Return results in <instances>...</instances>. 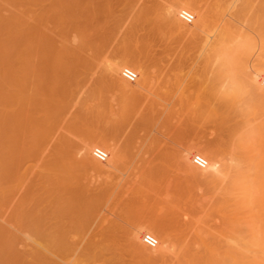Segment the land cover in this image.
Wrapping results in <instances>:
<instances>
[{
  "label": "rangeland",
  "instance_id": "obj_1",
  "mask_svg": "<svg viewBox=\"0 0 264 264\" xmlns=\"http://www.w3.org/2000/svg\"><path fill=\"white\" fill-rule=\"evenodd\" d=\"M175 3L190 4L192 24L172 14ZM238 7L239 0H0V127L10 112L12 134L36 152L20 177L8 180L0 167V225L12 237L0 240V264H177L180 252V264H264V160L256 163L264 103L229 94L228 78L214 82L218 57L210 46L216 25L227 21L248 33L237 46L253 36L249 42H259L250 43L248 68L264 61V31L254 22L264 21V0L242 14ZM199 12L210 18L203 31L176 27L178 19L193 28ZM123 60L149 72L145 94L120 86L133 84L122 72L112 79L108 68ZM237 63L226 75L238 72ZM181 95L185 106L173 118L152 111ZM89 137L107 145L95 147L108 162L94 157L95 147L87 153ZM240 138L256 144L252 156ZM185 145L198 147L187 164L178 158ZM118 149V169L101 173L97 163L108 169ZM60 162L75 163V183L50 189L45 170ZM143 170L151 172L153 191L148 179L144 187L153 198L142 202L135 181ZM68 204L76 215L62 213ZM143 222L170 245H145L143 234L158 237L151 230L133 243Z\"/></svg>",
  "mask_w": 264,
  "mask_h": 264
},
{
  "label": "bare ground",
  "instance_id": "obj_2",
  "mask_svg": "<svg viewBox=\"0 0 264 264\" xmlns=\"http://www.w3.org/2000/svg\"><path fill=\"white\" fill-rule=\"evenodd\" d=\"M257 0H239V11L242 12L243 11H246L248 9H251L254 7V3L256 2ZM263 1V0H262ZM259 3H260V0H259ZM258 4V3H257ZM256 4V5H257ZM262 4V3H261ZM182 9L179 11V9ZM188 8H191L190 4H186V3H182V4H178L176 5V3L174 4V6H172V8L170 9V11L172 12V14L174 16H177V14L181 15L185 12L187 13H191L193 16H194V20H195V14L191 11L188 10ZM257 11V9H254ZM261 11V9H260ZM179 12V13H178ZM238 12V11H237ZM255 12V11H254ZM258 12V11H257ZM262 13V12H261ZM236 14V13H235ZM238 14V13H237ZM254 15V14H253ZM209 16L207 15L206 12H199L197 13V19L194 23V27L191 28H186L185 26H183L182 24H180V22L178 21V19H175V25L178 29L182 30L184 29V32L185 34L191 32L192 34H197L200 32V30L203 31L204 27H206L208 21L210 18H208ZM262 17V16H261ZM182 18V17H181ZM241 18H244L241 17ZM252 19V18H251ZM256 19V17H255ZM183 20V19H182ZM193 20V22H194ZM238 20V19H237ZM241 20V19H239ZM244 20V19H243ZM248 21V20H247ZM192 22V23H193ZM232 22V21H231ZM239 22V21H237ZM257 25L256 26V29L258 28H261V30L263 29L264 31V21L262 19H257L256 21H254ZM186 23V22H185ZM234 23V22H233ZM188 24V23H187ZM240 24V23H239ZM241 25V24H240ZM211 26V24H210ZM258 26V27H257ZM245 27V26H244ZM238 28V26H237ZM236 26H234L232 23L230 22H227L225 21L224 23L223 22H219L217 25H216V34H214L215 36L213 37V41L212 43L210 44L211 46V49L214 51V53L216 54L215 56L218 57V66H217V72H216V76L214 77V82L216 84H225L224 82L226 81L227 82V78L230 80V84L232 85L231 87L229 85H225V88H226V91H229L228 93L233 95L234 97H250V98H257L258 100L261 99V102L264 103V90L261 89V86L259 84V79L261 77L264 76V61H262V59L260 61H258L257 57H256V60L258 61V64H256L255 66H251L252 68H248V66L246 65V59L249 57L248 54L250 53H253L250 51L251 49V44L252 42H249L251 41L252 39H254V36L252 37V39H250L249 41H245V40H242V43H241V39H244L243 37L245 36H248V33L246 31L245 32H241L242 30L240 29H237ZM244 30H247V29H244ZM243 30V31H244ZM253 30V29H252ZM255 30V29H254ZM253 30V31H254ZM260 30V31H261ZM259 31V30H258ZM264 34V32H263ZM250 35V33H249ZM253 35H255L253 33ZM262 35V33H261ZM246 36H245V39H246ZM28 37L29 38H32V34L31 32L29 31L28 32ZM242 37V38H240ZM249 37V36H248ZM257 37V36H256ZM237 38H240V40L238 41V44L239 46H237L235 43L237 42ZM258 38V37H257ZM262 39V38H261ZM258 40V39H257ZM264 40V38H263ZM235 42V43H234ZM254 43V42H253ZM252 43V44H253ZM234 44V45H233ZM259 44V42H258ZM258 44L256 45L254 43L255 46H258ZM235 45L237 47H235ZM253 48V47H252ZM264 50V49H263ZM262 51V50H261ZM260 53V52H259ZM263 53V52H262ZM264 54V53H263ZM261 54V55H263ZM252 55V54H251ZM209 56V55H208ZM259 58V57H258ZM251 60V59H250ZM216 61V60H215ZM238 61V63L236 64L239 68L238 72L236 73L235 71V74H233L231 72V75H226L227 74V71L230 70L229 69V66H232L231 64H233L234 62ZM254 61V60H253ZM252 61V62H253ZM255 61V62H257ZM260 62V63H259ZM249 63V61H248ZM234 65V64H233ZM250 65V64H249ZM129 66H134L135 68H137L139 74L137 71L133 70L131 67ZM145 66V65H144ZM234 67V66H233ZM144 68L145 67H140V66H137V65H133L131 64L130 62L128 61H119L118 63L116 62V64L112 65L111 67H109V72L110 74L112 75V79L113 80H117L118 79V76L120 75V73L122 72V76L125 78L124 76V71L125 70H133L137 73V75L140 77L136 79V83L135 82H131L129 80H126L133 83V84H126V83H123V84H120V86H122L126 91L130 92L131 95L133 97H139L141 94H145L144 91L146 90H149V78H150V75H149V72L146 70L144 71ZM214 68V67H213ZM123 69V71H122ZM236 69V68H235ZM232 70V68H231ZM108 72V73H109ZM233 74V75H232ZM264 78L262 79V84L264 86V82H263ZM199 82V80L197 81ZM228 83V84H229ZM5 89H4V93L6 91V94H7V90L9 89V86L10 84L6 82L5 84ZM197 87V86H196ZM192 89V88H191ZM219 90V89H218ZM199 91V90H198ZM179 92V91H178ZM187 92V91H186ZM211 92V91H210ZM188 93V92H187ZM150 94V92H149ZM9 95V93H8ZM152 95V94H151ZM143 96V95H142ZM146 96V95H145ZM150 96V95H149ZM156 97V96H155ZM184 95L180 96L178 100H173V102H170V103H167V105H163L164 108H161L158 110L157 106H158V103L152 105V111L154 112V114L158 115L159 116L161 115L166 117V119L172 115V118L174 117L173 114H175L176 116V112L178 114V112L182 111L183 108H184ZM153 99H154V96H153ZM164 99V98H163ZM165 102V101H164ZM167 102V101H166ZM180 103V107L182 110H179L177 109V105H179ZM224 104V103H223ZM196 105V104H195ZM163 106H160V107H163ZM254 106V105H253ZM252 107V106H250ZM192 108V107H190ZM189 108V109H190ZM198 110H188L189 113L191 114H195L197 113ZM185 112V111H184ZM187 112V113H188ZM153 114V115H154ZM12 115V114H11ZM10 115V112L6 113V114H3L2 117H1V121H2V124H1V127H0V140L2 139L3 142L2 144H0V167L1 169L4 171V173L6 174V177L8 180H10L11 178H14V177H20L21 175L23 174H26L29 170H30V164L29 162L35 157L36 155V152L31 149V147H29V149L27 148V146H25L24 143H19L18 139L15 137V135L12 134L13 132V125H14V119H13V116ZM247 131V130H246ZM241 136L243 134H240ZM247 136V135H246ZM245 136V137H246ZM241 141H243L242 143V147L244 149V152L246 154H251L255 151L256 147L254 148V145L256 144H252L250 139L249 140H244L243 138H240ZM239 140V139H238ZM85 143H84V149L87 150V153H91V150L92 148H94L95 146H103L105 148H108L107 145L104 143V142H100L98 141L96 138H88V139H85L84 140ZM240 141V143H241ZM250 141V142H249ZM254 143V142H253ZM260 144L257 145V149L256 150H259V154H258V159H256V163H262L263 160H264V144L259 142ZM30 144V143H29ZM259 146V147H258ZM96 148H102V147H95ZM94 149V150H95ZM103 149V148H102ZM198 147H195L193 145H185V147H182V149L179 151L178 153V158L179 160L181 161V163H184V164H187V163H190V155L194 152V150H197ZM241 149V148H240ZM239 149V151H240ZM94 150H93V153H94ZM242 151V150H241ZM241 153V152H240ZM85 154V153H84ZM109 154V153H108ZM121 150L118 149L116 150V153H114V156L115 157H112L113 159L116 158V161L114 160H110L111 162H109L108 164V169H101L103 168V166H101L99 163H97L96 165L98 166L97 168L99 169V171L102 172H105L106 174L110 171L112 173H114V171L116 169H118V167L116 166V162L119 161L121 159ZM86 155V154H85ZM112 155V154H111ZM201 155V154H200ZM253 154H251L250 156H252ZM86 157V156H85ZM88 157V156H87ZM204 157V156H203ZM205 158V157H204ZM206 159V158H205ZM41 160V159H40ZM88 160V159H87ZM189 160V161H188ZM255 159H253L251 157L250 161H254ZM41 161H44V160H41ZM207 161V159H206ZM249 161V160H248ZM108 162V161H107ZM120 162V161H119ZM61 163V162H60ZM58 163V164H55V165H52L50 166L49 168H46V166L43 167L42 165V168L41 169H47L45 170V172L47 171L48 172V183H47V186L50 188V189H59V187L61 186H73V184L75 183V163H71V162H64V163ZM112 163V164H111ZM38 164V163H37ZM105 164V163H103ZM249 164V163H248ZM79 165V164H78ZM95 165V167H96ZM107 165V164H106ZM106 165L104 167H106ZM132 165V164H131ZM247 165V164H246ZM34 167V165H33ZM36 167V166H35ZM48 167V166H47ZM100 167V168H99ZM191 167V166H190ZM189 167V168H190ZM193 167V166H192ZM206 167L208 168V161H207V165ZM205 167V168H206ZM238 167V166H237ZM96 168V170H97ZM111 168H116L114 171L113 169L111 170ZM194 168V167H193ZM206 168V169H207ZM107 170V171H106ZM213 170V169H211ZM98 171V170H97ZM147 171V172H146ZM150 170H143V172L141 173V176L136 179L135 181V188H136V191H137V196L138 198L142 201L143 199L148 200L150 199V197L153 198V194H150L149 195V192L150 191H153L152 190V187H150V189L148 188L149 186V182H151L149 179H151V172H149ZM152 171V170H151ZM222 171V170H221ZM129 172V171H128ZM150 173V174H149ZM111 174V173H110ZM139 174V173H138ZM109 175V174H107ZM112 175V174H111ZM150 176V177H149ZM145 177H148L145 179ZM213 177V176H212ZM46 179V178H45ZM148 179V182L146 181ZM220 179V178H219ZM218 179V180H219ZM251 179V178H250ZM217 180V181H218ZM228 181V180H227ZM147 182V183H146ZM146 184L147 187H146ZM152 184V183H151ZM150 184V185H151ZM222 184V183H221ZM119 185V184H118ZM147 189H149L148 193L147 191L145 190V187ZM144 187V188H143ZM154 189V188H153ZM74 192V191H73ZM137 199V198H136ZM138 199V201H140ZM152 200V199H151ZM140 201V202H141ZM143 202V201H142ZM141 202V203H142ZM150 202V201H149ZM76 207H74V204H68V206H66L63 210H62V213L63 214H70V215H76ZM240 218V217H238ZM252 222V221H251ZM248 223V222H247ZM240 224V223H239ZM157 226V225H156ZM241 228V227H240ZM248 228V227H246ZM147 230H151L153 232H155V234L158 236L157 237V240H158V244H159V247L162 248H167L166 244L169 242H167V238H169L168 236H163L162 234H159L158 232L156 233V230L154 228V226L151 228L150 225L147 223V222H143L142 224H139V225H135V227L133 228V231L132 233L130 234V238H132V241L133 243H137L139 244V241H140V237H141V234L144 232V231H147ZM46 231V230H45ZM57 231V230H56ZM53 232V231H52ZM58 233L62 232V231H57ZM49 234V233H48ZM55 234V233H54ZM61 235V234H60ZM164 235H166L164 233ZM169 235V234H168ZM167 237V238H166ZM58 239V238H57ZM0 240H4V242L6 244L10 243L12 241V237H10L9 233L7 232L6 228L4 226H1L0 225ZM143 240V239H142ZM46 241V240H45ZM64 241V240H63ZM50 242V241H49ZM65 242V241H64ZM58 243V242H57ZM67 243V242H66ZM65 243V244H66ZM52 244V243H51ZM21 245V244H20ZM168 245H170V243H168ZM33 246V245H32ZM158 246V245H157ZM156 246V247H157ZM47 250V249H46ZM164 250V249H163ZM49 251V250H48ZM40 252H41V249H40ZM165 252V251H164ZM164 254V253H163ZM43 256V255H42ZM179 256V258H178ZM178 256L176 257V259H178V263L177 264H180L182 259H183V256H182V252H180L178 254ZM47 257V256H46ZM49 257V256H48ZM58 257V256H56ZM34 258V257H33ZM61 259V258H60ZM17 260V259H16ZM62 260V259H61ZM37 261V260H36ZM52 261V260H50ZM63 261V260H62ZM65 262V261H64ZM63 262V264H64ZM73 262V261H71ZM188 262V261H187ZM42 263V262H41ZM51 263V262H50ZM66 263H68V261H66ZM237 263V262H236ZM46 264V263H45ZM197 264H200L199 262ZM211 264H214V263H211Z\"/></svg>",
  "mask_w": 264,
  "mask_h": 264
},
{
  "label": "built area",
  "instance_id": "obj_3",
  "mask_svg": "<svg viewBox=\"0 0 264 264\" xmlns=\"http://www.w3.org/2000/svg\"><path fill=\"white\" fill-rule=\"evenodd\" d=\"M181 17H182L183 21L188 23V24H192V22L194 20V16L191 13H187V12L183 13L181 15ZM124 76L127 80H129L131 82H135L137 77H138L137 73L131 69L125 70ZM263 82H264V80H263ZM93 155L100 162H106L109 158L108 152L102 148H96L94 150ZM192 161L199 168H205L207 165L206 159L200 154H194L192 157ZM142 239H143L144 244L147 245L148 247L154 248L158 245L157 238L151 233L143 234Z\"/></svg>",
  "mask_w": 264,
  "mask_h": 264
}]
</instances>
